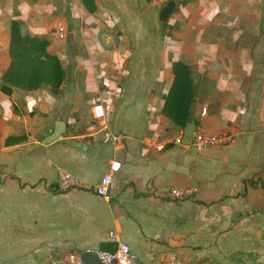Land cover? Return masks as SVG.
I'll list each match as a JSON object with an SVG mask.
<instances>
[{"label": "crops", "instance_id": "0c3cea01", "mask_svg": "<svg viewBox=\"0 0 264 264\" xmlns=\"http://www.w3.org/2000/svg\"><path fill=\"white\" fill-rule=\"evenodd\" d=\"M169 1L178 7L160 31L157 0H95L93 12L81 0H0V264H64L111 232L145 264L168 251L183 264H264V0ZM13 20L48 39L64 70L57 92L1 89ZM177 60L192 70L195 129L226 143L184 144L162 113ZM58 121L64 134L44 143ZM60 171L84 188L60 190ZM174 185L188 197L167 196Z\"/></svg>", "mask_w": 264, "mask_h": 264}, {"label": "trees", "instance_id": "16d2710c", "mask_svg": "<svg viewBox=\"0 0 264 264\" xmlns=\"http://www.w3.org/2000/svg\"><path fill=\"white\" fill-rule=\"evenodd\" d=\"M185 1L181 0L179 4ZM81 3L89 12L97 8L95 0H81ZM48 46L47 38L23 33L21 23L13 20L10 24L8 48L10 63L2 74L1 89L7 93L11 92L12 87L30 91L47 84L53 92H57L63 80L64 70L57 55L48 52ZM171 69L173 80L163 97L162 113L183 128L191 118L196 95L195 83L192 70L187 63L174 61ZM23 138V136L8 137L6 143L13 144ZM186 197L188 195L183 198ZM100 248L111 249L112 243H102Z\"/></svg>", "mask_w": 264, "mask_h": 264}, {"label": "built area", "instance_id": "2783aa9c", "mask_svg": "<svg viewBox=\"0 0 264 264\" xmlns=\"http://www.w3.org/2000/svg\"><path fill=\"white\" fill-rule=\"evenodd\" d=\"M52 35L57 39L66 37V28L61 21H55L52 25ZM1 73V70H0ZM93 117L98 123L105 120V108L100 98L93 100L92 103ZM230 140L228 135L211 134L203 128H196L193 132L190 144L196 149H205L214 145L223 144ZM119 163L115 162L111 165L109 171L104 173L98 184L94 186L95 192L103 197H108L109 190L113 180V173L118 169ZM57 185L60 190H69L72 188H84L82 183L72 174L66 171L58 173ZM87 188V187H86ZM190 189L182 185L170 186L167 189V196L172 199H181L189 195ZM109 241L112 243L111 249H88L84 251H94L102 264H145L132 251L130 243L121 239L118 234L111 232ZM64 264H86L81 258V252H68L64 259ZM162 264H183L175 251H168Z\"/></svg>", "mask_w": 264, "mask_h": 264}, {"label": "water", "instance_id": "95a60500", "mask_svg": "<svg viewBox=\"0 0 264 264\" xmlns=\"http://www.w3.org/2000/svg\"><path fill=\"white\" fill-rule=\"evenodd\" d=\"M175 7L174 1H169L165 4L159 14V30L163 31L165 21L168 15L172 12ZM65 130V123L62 121H58L55 124L54 130L51 134L46 136L43 140L44 143H48L64 134ZM195 130V123L192 120H189L185 126L183 127V136L182 142L184 144H190L193 132ZM81 258L86 264H102L100 259L98 258L97 254L94 251H83L81 252Z\"/></svg>", "mask_w": 264, "mask_h": 264}, {"label": "rangeland", "instance_id": "374dc122", "mask_svg": "<svg viewBox=\"0 0 264 264\" xmlns=\"http://www.w3.org/2000/svg\"><path fill=\"white\" fill-rule=\"evenodd\" d=\"M169 0H157V3L160 5H165L166 2H168Z\"/></svg>", "mask_w": 264, "mask_h": 264}]
</instances>
